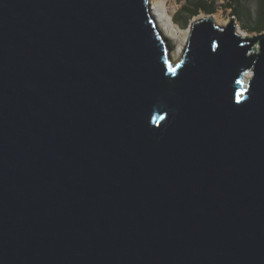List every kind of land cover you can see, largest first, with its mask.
Listing matches in <instances>:
<instances>
[{
	"label": "water",
	"instance_id": "obj_1",
	"mask_svg": "<svg viewBox=\"0 0 264 264\" xmlns=\"http://www.w3.org/2000/svg\"><path fill=\"white\" fill-rule=\"evenodd\" d=\"M150 1L0 0V264H264V30Z\"/></svg>",
	"mask_w": 264,
	"mask_h": 264
},
{
	"label": "rangeland",
	"instance_id": "obj_2",
	"mask_svg": "<svg viewBox=\"0 0 264 264\" xmlns=\"http://www.w3.org/2000/svg\"><path fill=\"white\" fill-rule=\"evenodd\" d=\"M190 1L191 0H177L176 5L178 8L175 7V9L172 11L175 24L179 27L180 30H183V32L181 33L182 37L174 38L169 35V33L164 29L162 22H159L155 17L158 23L159 31L165 38L171 56L175 59V61H178L182 57V49L187 48L189 35L191 34L192 23L197 19L204 18L201 17V15L203 14L209 16H212V14H214L215 17H213V19L220 27H226L230 23V21L233 20L237 26V30L244 36H253L260 33L256 31L251 32L248 29V26L254 24L255 22L258 0H244V9L242 11L243 13L241 17L233 15L231 8H229L227 5L228 0H217V9L213 13L200 11L198 14L190 16L187 12H183V7L190 4ZM170 3L172 4L171 1H169V5H171ZM245 7L249 9H245ZM246 10L251 12V18L248 17V15L245 13ZM176 17L180 18L181 21H176ZM188 29L190 30V33L188 31L186 32V30Z\"/></svg>",
	"mask_w": 264,
	"mask_h": 264
},
{
	"label": "trees",
	"instance_id": "obj_3",
	"mask_svg": "<svg viewBox=\"0 0 264 264\" xmlns=\"http://www.w3.org/2000/svg\"><path fill=\"white\" fill-rule=\"evenodd\" d=\"M244 0H228L227 5L231 8L233 15L241 17L244 9ZM217 9V0H191L190 4L183 7V12H187L190 16L198 14L200 11L213 13ZM245 9H249L245 7ZM245 13L251 18V12L246 10ZM176 21L181 19L176 17ZM248 29L253 32H262L264 30V0H258V8L255 16L254 24L248 26Z\"/></svg>",
	"mask_w": 264,
	"mask_h": 264
},
{
	"label": "bare ground",
	"instance_id": "obj_4",
	"mask_svg": "<svg viewBox=\"0 0 264 264\" xmlns=\"http://www.w3.org/2000/svg\"><path fill=\"white\" fill-rule=\"evenodd\" d=\"M169 1L172 2L171 5H169ZM177 0H151L150 4H151V13L154 17H156V19L159 22H162L164 29L169 33V35H171L174 38H178V37H182V32L183 30H180L179 27L175 24L174 19H173V10L177 7L176 5ZM201 17L204 18H209V17H215L214 14H212V16L203 14L201 15ZM201 18V19H204ZM201 19H197V20H201ZM195 20V21H197ZM214 20V19H213ZM157 22V21H156ZM158 25V23H157ZM192 29V27H191ZM190 33V30H186V32ZM190 36V35H189ZM185 49H182L181 53H184ZM173 62H176L175 59L173 58ZM251 73H248L247 76H250Z\"/></svg>",
	"mask_w": 264,
	"mask_h": 264
}]
</instances>
